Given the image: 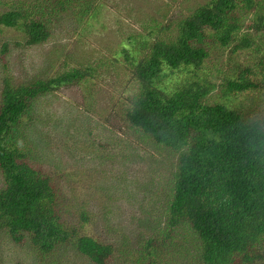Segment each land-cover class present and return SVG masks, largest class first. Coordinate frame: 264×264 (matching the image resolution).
I'll list each match as a JSON object with an SVG mask.
<instances>
[{
	"label": "trees",
	"instance_id": "1",
	"mask_svg": "<svg viewBox=\"0 0 264 264\" xmlns=\"http://www.w3.org/2000/svg\"><path fill=\"white\" fill-rule=\"evenodd\" d=\"M6 5L0 30L17 29L31 47L47 42L63 21L70 34L85 29L102 0ZM153 30L140 42L123 41L109 60L111 66L122 63L131 85L123 109L127 126L177 157L165 184L160 234L144 239L149 241L142 258L132 259L264 264V112L251 117L241 107L254 94L264 96V0H207L177 21L175 35ZM6 50L3 45L0 52ZM62 68L18 85L5 80L0 91V235L36 255L50 257L66 248L106 264L113 247L83 233L88 212L74 204L55 174L29 157L24 139L35 104L62 87L87 89L85 111L94 107L98 69L68 54ZM46 116L52 117L49 111ZM181 231L192 243L181 247L184 261L178 263L159 240H173Z\"/></svg>",
	"mask_w": 264,
	"mask_h": 264
},
{
	"label": "rangeland",
	"instance_id": "2",
	"mask_svg": "<svg viewBox=\"0 0 264 264\" xmlns=\"http://www.w3.org/2000/svg\"><path fill=\"white\" fill-rule=\"evenodd\" d=\"M8 1L0 0V13L10 9ZM206 1L102 0L97 17L85 29L70 34L71 26L63 21L47 42L31 47L24 45L23 33L17 29L0 30V50L7 46L5 55L0 52V91L5 80L18 85L61 72L66 54L100 72L91 88L95 99L91 111H85L87 89L62 87L35 104L24 139L30 146L29 157L55 174L74 204L88 212L83 233L113 247L106 264H136L133 259L142 258L141 249L149 241L144 239L163 226L165 184L177 158L127 126L123 109L131 85L122 63L111 66L110 57L123 41L140 42L149 30L175 35L177 21ZM1 57H6L5 64ZM241 107L251 117H259L264 96L254 94ZM69 217L79 224L74 212ZM181 234L171 243L159 240L171 251L168 257L174 256L178 263L184 261L181 247L192 243L189 235ZM60 259L63 264H94L66 248L50 257L36 255L27 247L7 244L0 235V264L62 263Z\"/></svg>",
	"mask_w": 264,
	"mask_h": 264
}]
</instances>
